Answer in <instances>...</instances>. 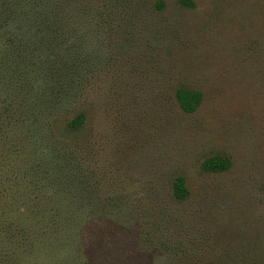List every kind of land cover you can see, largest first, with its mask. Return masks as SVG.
Here are the masks:
<instances>
[{"label":"rangeland","instance_id":"obj_1","mask_svg":"<svg viewBox=\"0 0 264 264\" xmlns=\"http://www.w3.org/2000/svg\"><path fill=\"white\" fill-rule=\"evenodd\" d=\"M82 3L105 64L85 84V126L55 128L80 160L66 184L79 201L63 204L106 211L37 243L56 190L38 187L29 107L1 55L25 43L32 0H0V264H264V0ZM181 88L201 93L194 112ZM217 158L229 166L207 169Z\"/></svg>","mask_w":264,"mask_h":264},{"label":"trees","instance_id":"obj_2","mask_svg":"<svg viewBox=\"0 0 264 264\" xmlns=\"http://www.w3.org/2000/svg\"><path fill=\"white\" fill-rule=\"evenodd\" d=\"M82 1L32 0L31 13L27 15L30 32L26 34L25 43L1 50L9 63L8 70L15 73L22 103L29 107L34 146L32 172L38 187L49 176L50 187L56 190L53 197L56 205L49 208L38 205L37 214H42L37 228L40 245L45 236L77 237L76 227L87 213L106 211L101 207L63 204L68 199L79 201L80 190L73 186L71 193L66 184L79 178L80 160L73 153L70 141L57 136L55 128L64 123L68 132L75 134L85 126L87 116L80 109L85 84L94 82L100 66L105 64L104 48L99 43L102 33L91 29L98 23V16L94 14L96 9L87 7ZM163 5L158 3L159 7ZM11 62H15L13 69ZM176 97L181 108L191 113L200 104L201 93L181 88ZM205 166L224 170L229 166V160L212 159ZM173 195L178 200L189 197L190 190L184 177L174 180ZM47 223L51 229H47Z\"/></svg>","mask_w":264,"mask_h":264}]
</instances>
